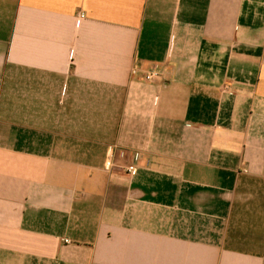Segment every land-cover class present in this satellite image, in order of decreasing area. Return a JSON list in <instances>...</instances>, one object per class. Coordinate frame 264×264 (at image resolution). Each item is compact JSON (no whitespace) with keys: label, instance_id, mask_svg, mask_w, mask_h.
<instances>
[{"label":"crops","instance_id":"1","mask_svg":"<svg viewBox=\"0 0 264 264\" xmlns=\"http://www.w3.org/2000/svg\"><path fill=\"white\" fill-rule=\"evenodd\" d=\"M0 264H264V0H0Z\"/></svg>","mask_w":264,"mask_h":264},{"label":"built area","instance_id":"2","mask_svg":"<svg viewBox=\"0 0 264 264\" xmlns=\"http://www.w3.org/2000/svg\"><path fill=\"white\" fill-rule=\"evenodd\" d=\"M79 16L83 17L84 14L80 13ZM158 76H159V71L155 67H151V68L144 71V78L146 80H153L155 77H158ZM127 170H128V172L133 173L135 171V166L133 164H131L128 166Z\"/></svg>","mask_w":264,"mask_h":264}]
</instances>
